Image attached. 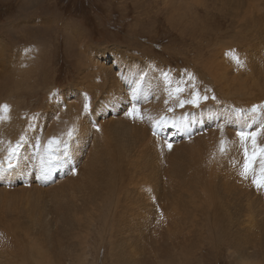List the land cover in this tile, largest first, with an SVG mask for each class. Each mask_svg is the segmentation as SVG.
<instances>
[{
	"label": "rangeland",
	"instance_id": "374dc122",
	"mask_svg": "<svg viewBox=\"0 0 264 264\" xmlns=\"http://www.w3.org/2000/svg\"><path fill=\"white\" fill-rule=\"evenodd\" d=\"M257 1L258 4L254 3L256 0H0V41L8 49L5 53L9 54L6 58L0 56V105L7 104L11 109L7 114L9 118L0 122V133L6 132L8 140L17 141L21 135H26L28 140L51 136L49 131L53 129L55 114L42 129H37L30 119L36 113L46 115L52 107L64 112L66 105L62 97L67 98L72 107L82 105L84 96L79 93L70 97L69 84L79 82L81 78H87L92 86L97 82L93 69L98 66L84 54L93 52V56L97 57L102 49L108 51L109 63L101 67H111L112 72L117 74L119 65L123 70L131 69L133 77L137 78L141 89L135 91L136 99H132L139 109L142 110L145 96L150 98L156 92L163 96L154 89L153 81L167 72L169 79H164L166 84L161 78L162 82H158L166 86L165 90L162 89L166 93L165 98L158 99L166 107L159 108L166 117L174 111L180 114L187 112L183 117L187 118L194 109H199V114L206 110L211 111L206 115L214 113L212 117L203 116L205 122L201 128H186L189 134L185 141L181 137L175 139L178 141L176 145H172V140L168 141L173 148H169L165 140L162 144L156 139L158 147L148 148L138 155L135 153L137 149H129L126 153L129 158L122 161L123 168L128 170L124 177L127 184L125 181L122 183L127 185L129 192L126 193L127 188L119 184L115 189L121 191L117 203L109 200L108 205V200L104 197L99 200L96 193L82 203L77 201L73 204L68 198L58 199L49 193L30 192L32 188H42L39 186L2 190L24 196L25 213L19 219H23L26 231L28 229L26 235L21 233L24 241L22 258L13 245L19 235L15 239L7 233V264H264L263 189L250 197L249 204L243 199L240 190H255V185L251 176L247 179L241 176L243 164L233 157L242 152L235 144L236 135L232 136L228 131L232 126L240 125L227 122L230 127L223 128V133L218 125L226 120L222 113L226 104L219 100L223 98L219 87L227 89L223 84L235 69L239 77L230 91L237 87L241 104L257 97L256 114L251 117L255 119V124L250 125L248 131L254 130L261 122L259 116H264V0ZM248 6L254 7L252 10H258L259 14H246ZM233 54L241 56L240 59L245 62L242 67L230 60ZM188 73L194 79L190 80ZM249 83L257 87L248 90L245 86ZM177 84L184 88L181 99H191L194 91L201 96L207 95L208 99L201 100L198 107L185 104L172 108L170 112L164 101L174 100L168 98V90ZM88 86L92 87L87 85L83 88L90 90ZM123 89L125 101L121 100L120 104L127 101L121 113L125 117L130 109V97L126 87ZM97 95L90 105L91 113L73 117L75 122L88 123V126L94 120L93 112L97 113L95 121L112 119L110 101L102 100L101 91ZM228 99L233 102L229 112L231 117L246 120V116L253 111L254 106L250 103L247 110L242 109L240 115L235 116L234 105L237 107L238 104ZM153 100L151 104L155 105ZM122 123L118 133L124 126L128 128L124 121ZM30 124L32 127L28 133L24 128ZM137 125L141 124L137 122ZM14 127L13 133L6 131ZM89 127L91 129V125ZM167 133L164 132L163 136ZM259 137L258 145L264 147V134ZM221 139L228 141L229 150L224 154L218 150ZM84 142L88 143L81 139L83 150L73 158L75 172L66 173L64 179L78 176L83 162L81 159L86 154L87 145ZM161 149L162 157L158 154ZM219 154L222 165L214 181L228 173L240 197L229 191L222 193L219 199L216 197V200L215 197L206 198L202 191L205 190V194L214 191L215 196L217 184L210 190L203 183L191 180L195 177L196 167L203 166L205 157H209L208 167ZM108 156V153L101 156V162L106 166L109 164ZM27 165L30 173L35 170L32 160L27 161ZM100 169L96 172L99 184L111 181L110 177L106 179L107 176L103 175L104 180L101 179ZM151 173L157 176H151ZM134 175L141 176H136L137 180H152L149 191L154 194L150 200L142 191L131 190L134 186L138 187L137 181H130ZM185 177L190 180L189 184L181 182ZM101 189L103 191V185ZM213 203L217 204L216 212L213 211L216 204L211 206ZM67 206L74 211L63 210ZM124 212H127L128 224L122 232L124 224H121L118 215ZM177 217L180 222L176 223L180 228L169 226L172 221L166 219ZM251 220L256 221L254 226ZM3 221L0 218V225ZM7 225L11 227L13 223ZM168 227L170 230H167ZM15 229H21V225L17 223L11 233H17ZM0 259L3 261L1 248ZM125 259L129 261L125 263Z\"/></svg>",
	"mask_w": 264,
	"mask_h": 264
},
{
	"label": "bare ground",
	"instance_id": "6f19581e",
	"mask_svg": "<svg viewBox=\"0 0 264 264\" xmlns=\"http://www.w3.org/2000/svg\"><path fill=\"white\" fill-rule=\"evenodd\" d=\"M252 2H253V0H252ZM257 2L258 1L256 0V2H254V3H257ZM248 7H249V10H247L248 12L246 11L247 12L246 14H249L250 16L254 15L255 12L257 14H259L258 10H256L255 12H254V10H252L254 7L253 8H251V6H248ZM257 9H259V8H257ZM228 12H230V11H228ZM260 16H262V14ZM262 20L264 21V19H262ZM249 23H247V24H249ZM3 45H2V42L0 41V56H3L6 58L9 55L8 53H5L8 51V49L6 46L4 47ZM258 46H259V44H258ZM262 48H264V47H262ZM89 51H91V49ZM86 53L84 55H86V57H88V59L90 61L92 60L94 63L96 62L95 64L98 67L100 66L99 68L96 67L95 69H93L95 71L94 74H96L95 78H97V82L92 86V84L89 82V80H87V78H81V81L75 82V83L72 82V84H69V91H68V93L70 94V97L81 93V95H83L85 98L84 103L82 105H78V107H72V105L68 104L67 98L62 97V100L64 101V105H66V110L64 112H62V111L59 112L60 109L52 107L46 115H43L44 117L42 116V113L41 114L36 113L34 115L35 119H30V123H32L34 125L36 124L35 126L37 129H42L44 127V125L50 120V118L55 114V118L53 120L54 123L52 125L53 129H51L49 131V132H51V136H44V137L39 136V137L34 138V139L30 138V140L26 139V143H24L19 150L20 157H19L18 162L14 161L16 166L12 169H8V170L4 171L3 173H0V218L5 220L7 223H13V225H11V227H9V225H7V223H5V221H3V223H1V225H0V248H1V257L3 259V261L0 259L1 260L0 264H3V263L7 264V258L9 255L7 233H9V237H15V239H17V235H19V239L15 240L13 242V245L15 246V249H17V251H19V257L22 258V256L24 257V255H23L24 249L21 246H22V244L24 245V241H22L23 235H21V233H25V235H26L27 231H28V229H27V231L25 229L26 223L23 221V219H19L25 213L24 196H20V195L14 194V193L4 192V191H9V190H13V189L21 190V188L27 187V185L30 187H38L39 186L42 188H32L30 190V192L34 191L37 193H41V195L49 193V195L52 194L54 198L58 197V199L68 198L67 200L72 201L73 204L76 203L77 201H80L82 203V202H84L83 200H87L89 195L96 193L99 195V200L102 199L103 197L106 198L108 200L106 202L108 205H110L109 200L112 201V203L113 202L117 203L119 200V194H121V191L119 190L117 192L115 189H116V187H119V184H120V186H122L124 184V183H122L123 181L126 182L124 177H125V172L128 170L126 168H123L122 161L125 158H129L128 155L126 154L127 151H129V149H132V147L135 150L137 149L135 153L138 155V153H142L143 150H146V149L151 148V147L152 148L158 147L159 145H157L156 139H159L160 141H162V144H163L164 140L166 141L167 144H169V142H171V140H172V145L175 143L177 144L178 141H175V139H177L178 137H181V139H183L185 141L187 139V137H186L187 134H189V133H187L186 128H196L195 126H197L196 129H199V127L201 128V126H203V122H205L203 116L212 117L211 115L214 114L212 112L211 114L206 115L207 112H211L209 110H206L202 114L201 113L199 114L198 113L199 109H194L193 111L190 112L191 115H189L187 118H183L184 114H187V112H182L183 114L181 113L182 116L180 117L181 114L178 112H174V111H172V112L170 111L172 113V115L169 117H166L167 115L165 116L164 113L161 112V110H160L163 107L164 108H166V107L164 106V104H161L158 102V99L161 100V98H165V95H166V93L162 92V89L165 90L166 86L161 85L160 83L158 84V82H162V81H163V84H166L164 77L160 75L159 78H161L162 81H160V79L158 78L157 80L153 81V84L156 86V88H154V89L157 90L158 93H162L163 96H161L159 94L157 95L156 94L157 92H156L150 98L148 96H145V97H147L145 99V97H144L145 100L144 99L142 100V106H141L142 110L140 109L144 115V119L143 120L132 119L128 115L123 117L121 115V113L123 114V112H122L123 111L122 109L124 106L123 104H127V101H126V103L120 104L121 100L125 101V99H123V92H124L123 88L126 87V89L128 90V96L130 97V108H131V106H132L131 104L133 103V100H134V99H132V97L135 98V91L138 90V88L141 89L137 78L133 77L131 69L130 70H128V69L123 70V69H121L122 67H120L119 65H117L119 67V68H117V71H118L117 74H114V72H112L111 67H106V68L101 67V66H103V64H106L108 62V58H109V56L107 55L108 51H106L105 49L98 51V53H100V55L97 57L93 56L94 55V54H92L93 52L89 53L92 56L89 54H86ZM230 60H233V58H230ZM244 63H243V65H244ZM256 65H257V63H256ZM93 70H91V71H93ZM252 70H253V68H252ZM20 72H21V70H20ZM235 72H236V69H235L234 73H229V80L223 84V86L227 87V89H229V90H227L226 88L222 89L221 85L219 87L223 93L222 94L223 98H220L219 100L226 104L225 107L223 106L224 111H222L226 120H222V117L220 116L222 121H220L218 123V125L223 126L224 129H227V127L229 129V127H230V125H228L227 122H229V123L234 122L235 124L240 125V127L239 126H237V127L232 126V128L228 131L231 133L232 136L234 134L236 135L237 131L241 130L245 124L254 125L255 119H251V117L253 116V114L255 115L256 113H254L252 111L251 112L252 115L250 114L251 115L250 116L248 114V116H246V118H247L246 120H244V118H242V117L241 118L240 117H231L230 115H232V114H230L229 112L231 111L233 102H231L228 98H231V100L235 101L238 104L237 107L234 105L235 109H239V110L246 109L247 110V107L249 106L248 104H250V103L253 106L257 107V104H256L257 97H255L254 100L252 99V101H250V102H247L245 104H243V103L241 104L240 103L241 99L238 98L240 91L238 89H236L237 87H235L233 90L230 91L231 86L234 85V83L237 81V79L239 77V74L235 73ZM258 72H260V71H258ZM27 74L29 75L28 72H27ZM85 74L86 73H84V76L86 77ZM84 76L82 75V77H84ZM31 77H33V76H31ZM111 77L114 78L113 82H112ZM152 77H154V76H152ZM139 79H140V76H139ZM152 79H155V78H152ZM91 80H94V79H91ZM143 82H144V80H143ZM119 83H121V84H119ZM87 85L92 86L91 88L88 86L90 88V90L83 88L84 86H87ZM208 85H209V83H208ZM248 86H245L248 90L253 89L254 87L255 88L257 87V85H253L250 83L248 84ZM118 87H120L119 91H117ZM149 88H151V87H149ZM247 89H245V91ZM100 91L102 92V97H103L102 100L107 99L110 101V106H111L112 110L109 111V114H111L110 116H112V119L110 120V119L106 118L107 120H105V121H95V118L97 117V113L93 112L92 114H93L94 120H92L91 124L89 123V125H91V129H90L89 125L88 126L86 125L88 123H81L80 122L81 124H78L77 122H75L76 120L74 121L75 118H73V117H75L77 115L91 113L90 105L93 101V98H95L97 93ZM251 91H253V90H251ZM60 94L61 93H59L58 96H60ZM97 98H98V95H97ZM152 99H154L153 101H155V103H153V104H155L156 107H155V105L151 104ZM174 100H171V102H169V100H168L167 105L171 108L177 107V101L176 100L174 101ZM85 103H87L89 105L87 111L84 110V104ZM97 104L99 105L98 102H97ZM104 104H107V103H103V105ZM69 105L71 107L68 108ZM100 106H102V105H100ZM127 107L129 108V106H127ZM216 108H219V107L216 106ZM124 109H126V108L124 107ZM118 111H120V114L118 113ZM195 112L197 113V115H195L196 114ZM166 113H168V112H166ZM217 116H218V114H217ZM235 116H238V115H235ZM259 117H260L259 119H261L262 116H259ZM256 118H258V117H256ZM88 119H90V117H88ZM120 121H122V122L124 121V123L127 125L128 128H125V126L124 127L122 126L123 130L121 131V133H118V132H120L119 130L121 129L120 124L122 122H120ZM164 121H167V123H164ZM137 122L140 123L142 126L137 125ZM14 129H15V127L13 129H6V131L9 133H13ZM24 129H26L28 131V133L31 131V128H29L27 126H25ZM69 129H74V136L69 141V146L67 149L68 156L66 158L62 157L61 165L55 167V169L49 175L45 176V173H47V172L43 168V165L41 163V157L44 155V148L47 146L48 140L52 137L67 139V136L65 134L67 133V131ZM233 130H235V131H233ZM246 130H248V129H246ZM251 130H249V131H251ZM58 132H59V135L56 136ZM164 132H169V133H167L163 136ZM3 133L5 134L6 132H3ZM3 133H0V141H2V143H0V160H3L5 158V156L7 155V148H8L9 142H11L13 145L16 142L15 140H8L6 138L7 135L6 134L3 135ZM198 134H201V133L198 132ZM81 139H84V141H88V143L84 142L87 145V148L84 151V153H86V154H83V157L81 159V161L83 160V162H82V165L80 167L79 174L75 179H67V178L64 179V175L66 173H71V170L73 169V158L76 157L75 155L82 149V145L80 146ZM119 140H120V142H119ZM259 140H260V137H259ZM258 143L259 142H258V138H257V144ZM235 144L238 145V147L240 148L242 153L237 152L233 157H235V159H239L238 161L241 164H243V160H244L243 151L240 147V141H239V137L237 135H236V143ZM160 145H161V142H160ZM250 147H251V145L249 144V148ZM171 148H173V147H171ZM176 150H178V149H176ZM149 152H150V150H149ZM104 153L109 154L108 162H107L109 164L107 166L102 164L103 162H101V156ZM158 154L160 155V157H162L161 156V155H163L162 149L160 151H158ZM112 157H114V158L112 159ZM160 157L158 160H160ZM220 158H221V154H219L217 159H215V161H213L207 167V161H209V157H205V159H203V161H202L203 166L196 167V169L194 171L195 177H193L191 180L193 182L194 181L198 182V184L203 183L204 186L210 187L209 188L210 190H213L217 184V191L218 192H215V194H217L215 196L212 193L214 191H211V193H208V194H205V190L202 191V194L206 198L213 199V197H215L214 199L216 200V197H218V199H219V197L221 196L222 193L229 192V191H233L237 196H239V193L237 192L234 181L228 175V173H224L219 180L214 181V177L219 172L221 165H222V161ZM65 159L70 161V163H63V161ZM29 160H32L34 168H35V170H33L31 173L29 172L28 165H27V161H29ZM126 165H128V164H126ZM165 165H167V164H165ZM5 167H6V165H5ZM255 167L257 170L256 173L258 175L259 174L258 169L260 168L259 161H257ZM99 168H101L100 170H102L101 171V179H102V175H103V177L107 176L106 179L110 177V179H112V180L109 182H106L107 180H105V183L99 184V181L97 180V176H96V172H98L97 169H99ZM163 169H165V168H163ZM34 175H35V178H34ZM98 175H99V173H98ZM150 175L151 176H153V175L157 176L155 173H151ZM201 175H203V177H204L203 179H201ZM136 176L141 177L140 175H134V176L130 177V181H132V182L137 181L138 187L135 188V186H134V188H131V190L142 191L150 200L154 194L153 191H149L151 188L152 180L151 179H147L146 181H143L142 179L137 180ZM121 178L123 180H121ZM163 179H165V178H163ZM102 180H104V179H102ZM180 181H181V179H180ZM189 181L185 177L184 179H182L181 182H185V183L189 184ZM126 184H127V182H126ZM102 185H103V191L101 189ZM203 185H202V189H203ZM123 186H125V189L127 188L125 190V192L128 193L129 190H128L127 185H123ZM119 189H121V188H119ZM247 189L248 188L241 189L240 194L243 197V199L245 201H247L249 204L250 197L262 189L258 190L256 187H255V190H253V189L247 190ZM2 190H4V191H2ZM56 190H62V191L56 192ZM251 190H253V193L251 192ZM263 193H264V189H263ZM34 196H37V195L34 194ZM113 196H115V198H113ZM34 201H36V199ZM37 201H39V199ZM181 201H183V200H181ZM214 204H216V203H213L211 206H213ZM41 205H40V207H41ZM65 209H67L69 212L74 211V209L69 210V209H71V207H69V206L63 208V210H65ZM213 211H215V212L218 211L217 204H216L215 209ZM125 213L127 214V212H124V213H122V215L121 214L118 215L121 218V221H120L121 224H124V226H122V228H121L122 232L124 231L125 226L128 224V220H126L127 216ZM36 217H37V215H36ZM16 219H17V221H15ZM166 220L172 221L169 224V226H178L179 227V225L176 223L177 221L180 222L179 217L169 218ZM14 221H15V223H14ZM256 221H257V219H256ZM256 221L251 220L250 223L254 226ZM17 223H19V225H21V229H15V231H17V233H11V231H13V227H15V225H17ZM29 226L31 228V225H29ZM1 227H3V229H1ZM7 227H9V231H7ZM167 230H170L169 227ZM148 231H149V229H148ZM149 236H151V235H149ZM24 238H26V236ZM148 239H150V237H148ZM149 247H150V245H149ZM127 260L128 259H125V263H127Z\"/></svg>",
	"mask_w": 264,
	"mask_h": 264
},
{
	"label": "snow or ice",
	"instance_id": "6c2138e0",
	"mask_svg": "<svg viewBox=\"0 0 264 264\" xmlns=\"http://www.w3.org/2000/svg\"><path fill=\"white\" fill-rule=\"evenodd\" d=\"M232 58L238 66H243V61L238 55L233 54ZM162 75L166 81L169 79L167 72L162 73ZM187 75L190 80L194 79L191 73H188ZM183 91L184 88L180 84H177L175 88H171L168 90V98L175 99L177 101L178 107H183L185 104H192L198 107L201 100L208 99L207 95L201 96L198 92L195 91L192 93L191 99H181V93H183ZM146 98L147 97H145V99ZM212 99L215 100V96H213ZM164 102L165 104H167L168 100H165ZM88 107L89 105L85 103L84 110L87 111ZM255 109L256 106L253 107V112H255ZM172 110L173 109L171 107L168 109V111ZM10 111L11 109L9 105H0V122L5 121L9 118L7 114L10 113ZM241 111L242 110L239 109L234 110L235 114L238 116L240 115ZM126 115H128L132 119H144L143 113L135 103L132 104ZM32 119H35V117H33ZM164 123H167V121H164ZM31 127L32 125L30 124L29 128ZM220 127L221 132L223 133V126ZM248 127H250V125L245 124L244 127L236 133V135L239 137L240 147L243 151L244 157L240 174L245 179L251 176L253 185H255L258 190L264 189V147H261L257 144V138L260 135L264 134V116L261 117V122L254 130H246ZM65 135L67 136V139L52 137L48 140L47 146L44 148V155L41 157V163L46 172H50L52 168L60 166L62 163V157L66 158L68 156L67 149L69 146V141L74 136V129H69ZM0 143H2V141H0ZM24 143H26V135H21L19 137V140H17L14 145L9 142L7 155L3 160H0V173H3L4 171L12 169L16 166L14 161L18 162L20 157L19 150ZM249 144L251 145V148H249ZM168 147L171 148V144H169ZM218 150L221 154H224L229 150L228 141L226 139L220 140ZM257 161H259L260 164L258 175L256 173L255 167ZM63 163H70V161L65 159ZM72 170L73 172H75L74 167Z\"/></svg>",
	"mask_w": 264,
	"mask_h": 264
}]
</instances>
